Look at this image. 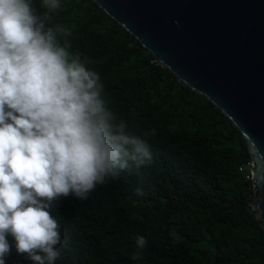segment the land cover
Wrapping results in <instances>:
<instances>
[{"label": "trees", "instance_id": "1", "mask_svg": "<svg viewBox=\"0 0 264 264\" xmlns=\"http://www.w3.org/2000/svg\"><path fill=\"white\" fill-rule=\"evenodd\" d=\"M30 4L37 16L46 10L41 0ZM60 4L49 26L71 31L70 52L89 58L105 106L148 143L151 159L97 184L87 199L70 193L53 202L55 264H264V232L248 210L252 182L237 169L249 159L240 133L91 0ZM6 238L5 264H32ZM136 252L141 259H131Z\"/></svg>", "mask_w": 264, "mask_h": 264}, {"label": "clouds", "instance_id": "2", "mask_svg": "<svg viewBox=\"0 0 264 264\" xmlns=\"http://www.w3.org/2000/svg\"><path fill=\"white\" fill-rule=\"evenodd\" d=\"M41 7L37 16L30 0H0V264L8 235L32 264H55L61 233L53 202L70 193L87 199L97 184L151 159L148 143L105 106L89 58L70 52L71 31L49 26L60 0ZM146 243L136 238L138 248Z\"/></svg>", "mask_w": 264, "mask_h": 264}, {"label": "water", "instance_id": "3", "mask_svg": "<svg viewBox=\"0 0 264 264\" xmlns=\"http://www.w3.org/2000/svg\"><path fill=\"white\" fill-rule=\"evenodd\" d=\"M240 133L264 232V0H91Z\"/></svg>", "mask_w": 264, "mask_h": 264}, {"label": "built area", "instance_id": "4", "mask_svg": "<svg viewBox=\"0 0 264 264\" xmlns=\"http://www.w3.org/2000/svg\"><path fill=\"white\" fill-rule=\"evenodd\" d=\"M251 167H252V163L250 159H247L244 162L239 163L237 169L243 173L245 178L251 180V174H250Z\"/></svg>", "mask_w": 264, "mask_h": 264}]
</instances>
